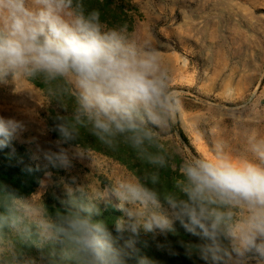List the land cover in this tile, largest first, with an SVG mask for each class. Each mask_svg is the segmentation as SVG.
<instances>
[{"label": "clouds", "instance_id": "1", "mask_svg": "<svg viewBox=\"0 0 264 264\" xmlns=\"http://www.w3.org/2000/svg\"><path fill=\"white\" fill-rule=\"evenodd\" d=\"M25 81L39 84L59 109L47 126L54 147L33 154L44 180L90 159L84 134L109 151L129 150L142 173L95 192L78 176L64 177L65 196L51 208L0 182V264H129L134 237H178L180 229L199 238L177 241L188 259L264 264V135L250 130L241 154L222 140L207 154H186L169 141L183 106L156 48L108 28L86 0H0V85L17 93ZM25 130L22 121L0 116V150ZM101 205L121 213L114 227L121 238L129 235L123 244L101 218ZM26 246L38 250V260ZM165 246L179 255L171 241Z\"/></svg>", "mask_w": 264, "mask_h": 264}, {"label": "rangeland", "instance_id": "2", "mask_svg": "<svg viewBox=\"0 0 264 264\" xmlns=\"http://www.w3.org/2000/svg\"><path fill=\"white\" fill-rule=\"evenodd\" d=\"M131 3L135 9L120 19L124 25L106 26L124 28L161 53L171 75V86L183 106L176 126L184 132L194 152L173 132L169 141L186 154H207L216 141L222 140L232 152L241 154L250 130L264 135V0H131ZM23 88H30L32 96L20 93ZM15 91L11 85H0V116L22 121L26 130L4 153L31 164L41 173L36 187L25 196L44 199L51 208L58 205L55 200L65 196L60 185L65 183L64 177L78 176L89 191L95 192L116 178L134 175L108 152L142 172V166L129 150L112 152L99 144L104 152L84 148L90 159L77 158L71 173L60 171L44 180V171L37 168L40 162L33 159V154L37 146L54 147L55 138L47 131L44 118L49 99L27 81L17 85ZM1 182L18 191L21 187L17 180ZM101 209L107 213L104 221L109 230L123 244L129 235L121 238L114 227L121 213L111 205H101ZM133 239L134 247L147 241L154 251L167 254L159 264H203L196 258L185 257L177 238L171 235L165 238L141 233ZM168 241L179 255L169 254L165 246ZM24 251L27 256L39 259L35 247ZM141 252L140 258L151 260L148 252ZM130 264H138V259Z\"/></svg>", "mask_w": 264, "mask_h": 264}, {"label": "trees", "instance_id": "3", "mask_svg": "<svg viewBox=\"0 0 264 264\" xmlns=\"http://www.w3.org/2000/svg\"><path fill=\"white\" fill-rule=\"evenodd\" d=\"M87 6L91 8L98 9L101 13V19L105 23V25L108 26H122L124 25L120 19L126 18L128 11L134 10L135 5L131 3V0H86ZM35 84V83H34ZM38 88H41L39 84H35ZM57 105L54 101H48V109L46 113H44V118L46 121V126H49L51 124V120L49 119V116L55 114V112L59 109H57ZM172 132L175 133L180 142L184 144L186 147H189L192 152H194V149L190 145L187 137L185 136L184 132L181 130L180 127L175 126L172 129ZM53 138L56 139V134L50 132ZM81 146L85 149H91L94 151H101L104 152L99 145V143L91 136H88L87 134H84L81 141ZM7 148L0 150V154L2 156L7 155L8 158H4L3 160L0 159V182L1 180H17L20 182L21 187H19V193L22 195L28 194V192L32 191L36 185L38 184V181L41 177V173L38 169L33 167L31 164H28L25 161H19L17 159L12 158L9 153L5 154L4 151H6ZM109 156H113L116 160H118L122 165L126 166L134 175H140L141 171H135V168L128 161L125 159H122L114 154H111L110 152L107 153ZM0 156V157H2ZM138 164H140L138 162ZM139 166V165H138ZM166 175L171 178V176L174 175L173 172H168ZM55 202H58L55 200ZM107 213H102V219H104V216ZM109 219V217H105V220ZM180 235L177 238L184 239V240H191L194 242H199V238L191 236L190 234H187L183 231V229H180ZM31 247H25L24 250H29ZM135 250H133L132 258L129 260V264L131 263V260H139L142 252L141 250L148 252L151 255V264H159L162 259L166 258L167 254L165 255L161 251H154L152 247L149 245L147 241H145L144 244H140L139 246L134 247ZM153 251H152V250ZM182 249V248H181ZM183 252V249H182Z\"/></svg>", "mask_w": 264, "mask_h": 264}]
</instances>
